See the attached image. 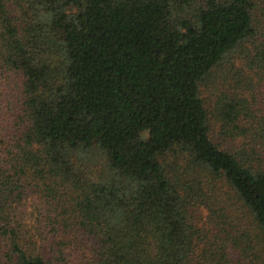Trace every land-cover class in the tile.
Wrapping results in <instances>:
<instances>
[{
  "label": "trees",
  "instance_id": "obj_1",
  "mask_svg": "<svg viewBox=\"0 0 264 264\" xmlns=\"http://www.w3.org/2000/svg\"><path fill=\"white\" fill-rule=\"evenodd\" d=\"M0 264H264L259 0H0Z\"/></svg>",
  "mask_w": 264,
  "mask_h": 264
},
{
  "label": "rangeland",
  "instance_id": "obj_2",
  "mask_svg": "<svg viewBox=\"0 0 264 264\" xmlns=\"http://www.w3.org/2000/svg\"><path fill=\"white\" fill-rule=\"evenodd\" d=\"M260 1V4L264 7V0H259ZM216 140V139H215ZM41 202H40V199L38 197H34V199H31V200H27L26 201V212H28L29 210V207L32 209L34 208V206H37L39 205ZM27 218H32V217H29V215H27ZM31 223H33V220H27V224L30 226ZM35 233V231H33ZM235 257V255H233Z\"/></svg>",
  "mask_w": 264,
  "mask_h": 264
}]
</instances>
